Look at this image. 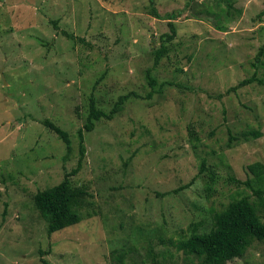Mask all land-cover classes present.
<instances>
[{"label":"rangeland","instance_id":"obj_1","mask_svg":"<svg viewBox=\"0 0 264 264\" xmlns=\"http://www.w3.org/2000/svg\"><path fill=\"white\" fill-rule=\"evenodd\" d=\"M206 1L0 0V264H201L177 242L208 232L250 194L236 182L247 166L264 164V87L231 90L264 45V0L229 13ZM168 22L176 33L155 65ZM128 93L83 132L70 181L90 195L91 216L48 235L33 196L78 166L90 97L108 112ZM249 130L261 136L233 140ZM226 264H264V244Z\"/></svg>","mask_w":264,"mask_h":264},{"label":"trees","instance_id":"obj_2","mask_svg":"<svg viewBox=\"0 0 264 264\" xmlns=\"http://www.w3.org/2000/svg\"><path fill=\"white\" fill-rule=\"evenodd\" d=\"M185 7H189L195 0H183ZM239 0H207L212 2L207 5L206 12L212 11L213 8L223 6L227 13L234 9V5ZM154 12V11H153ZM173 15L167 16L168 20L173 19ZM170 34L164 35V41L155 51L154 64L157 65L160 59L167 52L165 43L170 42L175 36L173 23L168 22ZM62 34L73 39V35L66 32ZM253 74L240 81L236 87L241 88L250 84H257L264 87V45L258 48V51L251 62ZM260 71V72H259ZM148 86L151 92L147 94L150 98L155 92L156 80L151 76L150 71L146 73ZM163 85L161 84L160 87ZM136 96L134 93H128L119 96L112 108L105 112L99 109L93 99L90 97L89 112L85 119L83 129L78 130L80 141V159L76 169L66 174L64 179L57 185L38 191L33 196V204L39 215L46 221V231L48 235L63 230L70 226L80 223L85 216L91 215L84 211L88 208L90 196L87 191L81 187L74 186L70 177L78 172L80 163L84 157L83 132H91L94 129L95 122L102 119L111 120L122 110L123 104L131 97ZM43 124L69 144L67 132L61 130L49 121ZM261 136L259 130H249L242 132L233 140L244 141L250 138L257 139ZM232 139V138H231ZM204 168V163H202ZM247 171L251 175L245 182H237L245 186L250 194L240 196L230 201L224 208L213 215V225L208 232L198 233L193 231L190 235L181 238L176 248L186 256H194L201 261V264H226L238 258H242L245 252L251 247L253 242L264 244V164L255 162L247 166ZM215 181L214 173H210L207 190L212 188ZM192 182L185 186L179 187L172 193L178 192L190 186ZM42 264H49L42 261Z\"/></svg>","mask_w":264,"mask_h":264}]
</instances>
